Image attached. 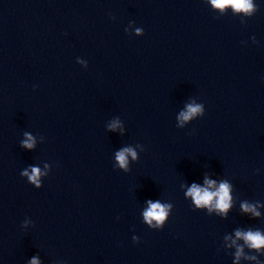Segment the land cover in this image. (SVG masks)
I'll list each match as a JSON object with an SVG mask.
<instances>
[{
    "label": "water",
    "instance_id": "1",
    "mask_svg": "<svg viewBox=\"0 0 264 264\" xmlns=\"http://www.w3.org/2000/svg\"><path fill=\"white\" fill-rule=\"evenodd\" d=\"M253 4L0 0V264H237L238 247V264H264L236 237L264 235V0ZM189 104L202 112L182 122ZM125 148L136 158L121 168ZM206 179L230 185L227 212L187 195ZM149 201L170 206L161 227Z\"/></svg>",
    "mask_w": 264,
    "mask_h": 264
},
{
    "label": "clouds",
    "instance_id": "2",
    "mask_svg": "<svg viewBox=\"0 0 264 264\" xmlns=\"http://www.w3.org/2000/svg\"><path fill=\"white\" fill-rule=\"evenodd\" d=\"M212 6L216 9H220L223 11L226 7H231L236 13H244L246 15H251L254 11L258 10L257 7L253 4V0H210ZM139 31V30H138ZM202 112L201 105L189 104L186 106V111L180 113V120L188 121L193 118L196 114ZM117 126L116 123L112 125L113 128ZM27 139L23 142V146L27 148L33 147L32 137L25 134ZM131 155L133 159L136 158V153L131 148H125L116 153V160L119 162L121 168L127 167V156ZM23 175H28V172L25 171ZM40 175L39 169L33 168L32 175L29 176V180L32 181L39 187L38 177ZM205 184L208 185L206 188H201L196 184H193L187 195L191 196L194 200V203L197 207L208 206L209 211L212 208L219 209L220 212L225 213L230 208V185L227 182H222L218 189L215 191H210L209 189L215 186V182L211 180H205ZM149 208L144 212L145 220L151 226L152 221L155 220L157 222V227H161L163 222L165 221L168 212L167 208L169 205H162L159 201L152 202L149 201ZM243 211L251 212L253 215L258 216L259 212L256 211L255 207L250 206L248 204L241 205ZM236 237L238 239H243L247 246L252 249H261L264 248V235L259 231H248V232H236ZM235 243V241H233ZM243 254V249L238 247L236 251V260L238 261ZM254 259V257H252ZM30 264H39V260L37 258H33Z\"/></svg>",
    "mask_w": 264,
    "mask_h": 264
}]
</instances>
